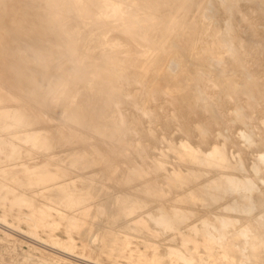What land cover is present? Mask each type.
I'll list each match as a JSON object with an SVG mask.
<instances>
[{
	"label": "bare ground",
	"instance_id": "1",
	"mask_svg": "<svg viewBox=\"0 0 264 264\" xmlns=\"http://www.w3.org/2000/svg\"><path fill=\"white\" fill-rule=\"evenodd\" d=\"M0 131L11 158L24 143L25 156L44 157L0 165V202L17 196L7 182L18 171L31 197L63 199L77 225L89 191L64 181L98 175L116 185L98 203L109 223L180 233L196 218L209 256L215 245L257 264L264 0H0ZM148 201L153 212L141 216Z\"/></svg>",
	"mask_w": 264,
	"mask_h": 264
},
{
	"label": "rangeland",
	"instance_id": "2",
	"mask_svg": "<svg viewBox=\"0 0 264 264\" xmlns=\"http://www.w3.org/2000/svg\"><path fill=\"white\" fill-rule=\"evenodd\" d=\"M178 134L179 132L173 131L174 138ZM2 137L0 131V165L2 164L3 168H9L10 165H6L9 162L24 163L25 166L29 165V167L32 166L31 161L39 162V164L44 162L42 151L38 148L34 149L37 151V155L25 156V145L30 147L26 143L23 144L20 152L11 158V145L8 140L2 141ZM192 142L196 143V141ZM199 145L202 146L201 143ZM256 175L260 177L259 186L264 188V170L258 169ZM94 176V179L91 180L78 178L71 174L64 181V183H72L76 189L89 191V206L80 208V211L88 209L87 215L76 214L78 224L75 225L68 219L71 215L70 207L63 199L31 197L30 188L25 183L28 177L16 171L14 177L17 183H7L10 184L8 185L10 187L12 185L16 187L14 191L17 196L7 193L0 202V264H195L198 260L207 264H250L249 260L243 259L238 251H231L227 259L226 257L222 258V255L217 254L219 249L214 245L216 243L213 244V255L209 256L206 248L201 244L200 233L194 234L192 230L193 225L201 226V221L196 218H189L188 221L179 224L180 233H177L174 228L161 232L152 224L151 232L154 234L147 231L139 232L132 221L128 224L123 222L119 224L109 223L108 216L102 213L98 203H101V200L103 201L105 198L106 189L111 190L116 185L113 180L102 179L98 175ZM91 184L97 187V194L95 192L94 194L93 190H91L92 193L90 192ZM21 193V202L15 203L14 198L20 196ZM34 201L39 204L38 208L34 207ZM152 203L146 202L143 208L145 212L142 210L141 216L153 212ZM75 213L78 211L72 214ZM126 225L130 228H124ZM174 227L177 226L174 225ZM211 231L213 232L212 229ZM101 232L104 234L112 233L115 238L114 241H103L100 238ZM179 234L190 235L196 245L193 242L183 243ZM23 241L26 243L24 244ZM238 241L241 242L242 240L239 239ZM20 243L21 245H19ZM169 249L178 250L185 255L191 253L193 254L192 260L185 263L180 259H169L170 256L167 254ZM246 253L247 255L250 254L248 247ZM230 257H233L230 259L232 261L229 260ZM257 264H264V246L259 248Z\"/></svg>",
	"mask_w": 264,
	"mask_h": 264
}]
</instances>
